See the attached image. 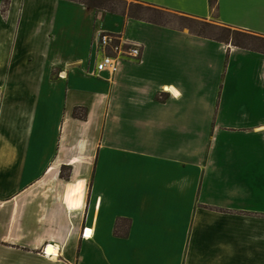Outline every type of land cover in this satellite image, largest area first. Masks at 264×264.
Here are the masks:
<instances>
[{
  "label": "crops",
  "instance_id": "1",
  "mask_svg": "<svg viewBox=\"0 0 264 264\" xmlns=\"http://www.w3.org/2000/svg\"><path fill=\"white\" fill-rule=\"evenodd\" d=\"M124 1L264 37V0ZM100 33L141 60L97 73ZM0 264H264V54L0 0Z\"/></svg>",
  "mask_w": 264,
  "mask_h": 264
},
{
  "label": "rangeland",
  "instance_id": "2",
  "mask_svg": "<svg viewBox=\"0 0 264 264\" xmlns=\"http://www.w3.org/2000/svg\"><path fill=\"white\" fill-rule=\"evenodd\" d=\"M83 4H97L100 6L98 12L100 14L106 13V11H112L125 17H138L141 20L152 22L158 25L166 26L172 30H183L186 33L191 32L193 34L200 35L202 37L214 39V40H233L234 42H240L247 45L250 48L261 47L264 50V44H260L253 39H249L240 35H234L235 29L228 30V27L221 25L214 20L207 19H195L183 15H177L159 11L147 6L139 5L130 1L124 0H72ZM232 45L231 42L225 43ZM242 49V48H241ZM79 116H83L82 111L79 112ZM64 175L70 174L69 169L63 171Z\"/></svg>",
  "mask_w": 264,
  "mask_h": 264
},
{
  "label": "built area",
  "instance_id": "3",
  "mask_svg": "<svg viewBox=\"0 0 264 264\" xmlns=\"http://www.w3.org/2000/svg\"><path fill=\"white\" fill-rule=\"evenodd\" d=\"M95 45L98 50L102 51V57L95 66L97 73H115L118 70V63L122 59L140 61L142 57L140 46L125 43L120 37L113 34L100 33ZM87 232L91 231L85 228V237H88Z\"/></svg>",
  "mask_w": 264,
  "mask_h": 264
},
{
  "label": "trees",
  "instance_id": "4",
  "mask_svg": "<svg viewBox=\"0 0 264 264\" xmlns=\"http://www.w3.org/2000/svg\"><path fill=\"white\" fill-rule=\"evenodd\" d=\"M215 1L216 0H210V3H211L212 6L215 4ZM87 5L91 6L93 8H96V9L100 8L99 5L93 4V3L87 4ZM130 18L139 19L138 17H132V16H130ZM228 30L230 31L229 28H228ZM233 34L234 35H240V36H243V37H246V38H249V39H253V40H255L256 42H258L260 44H264V37L263 36L251 34V33L240 31V30H234ZM217 41L224 42V43L231 42L233 44V46H235V47L242 48V49H247V50H251V51H255V52H259V53H263L264 54V50L261 47H257V48L253 49V48H250L247 45L242 44L240 42H234L233 40L231 41L228 38L226 40H224V41L223 40H217ZM74 115L76 117H79V118H81V117L83 118L84 117V115L83 116H79V114L77 113V110L74 111ZM65 169H67V168L63 167L62 172H61V177L64 178V179L69 178V175L65 176L64 173H63V171Z\"/></svg>",
  "mask_w": 264,
  "mask_h": 264
},
{
  "label": "bare ground",
  "instance_id": "5",
  "mask_svg": "<svg viewBox=\"0 0 264 264\" xmlns=\"http://www.w3.org/2000/svg\"><path fill=\"white\" fill-rule=\"evenodd\" d=\"M82 189H83L82 184L69 187L68 195H67V201H68L69 208H76L79 206L80 199L83 197Z\"/></svg>",
  "mask_w": 264,
  "mask_h": 264
},
{
  "label": "water",
  "instance_id": "6",
  "mask_svg": "<svg viewBox=\"0 0 264 264\" xmlns=\"http://www.w3.org/2000/svg\"><path fill=\"white\" fill-rule=\"evenodd\" d=\"M51 248V247H50Z\"/></svg>",
  "mask_w": 264,
  "mask_h": 264
}]
</instances>
